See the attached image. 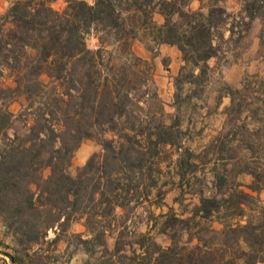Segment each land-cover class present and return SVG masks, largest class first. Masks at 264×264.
Segmentation results:
<instances>
[{
    "label": "trees",
    "instance_id": "trees-1",
    "mask_svg": "<svg viewBox=\"0 0 264 264\" xmlns=\"http://www.w3.org/2000/svg\"><path fill=\"white\" fill-rule=\"evenodd\" d=\"M9 1L0 22V227L2 237L10 238H0V253L9 259L5 264H49V246L78 218L85 219L91 240L105 247L104 236L117 229L116 207L123 209L139 192L148 199L156 186L166 146L175 147L180 181L186 184L189 172L210 163L212 192H199L189 216L168 211L153 217L152 229L163 219L158 233L169 237L166 246L140 234V251L131 262L115 264L262 262L257 252H264V218H245L244 207L254 198L251 192L262 189L264 160L252 166L247 159L239 171L252 176L249 192L231 180L228 158L214 144L218 140L211 141L208 152L214 154L207 160L204 149L183 148L178 122L155 116L163 104L154 64L133 53L131 44L145 36L151 51L161 44L176 46L183 64L174 84L179 89L188 84L190 97L207 81L211 58L238 43L255 18L264 24V0H237V13L220 0H199L196 9L189 7L191 0H64L61 10L52 6L56 0ZM89 36L96 39L95 48L88 46ZM261 86L264 94V82ZM224 93L229 114L234 89L226 85ZM17 96L24 103L14 112L9 104ZM237 134H226L222 144ZM86 138H94L101 152L92 153L73 176L68 171L73 152ZM175 225L179 228L169 232ZM49 230L55 236L46 240ZM178 231L186 234L182 243ZM115 243L114 251H121Z\"/></svg>",
    "mask_w": 264,
    "mask_h": 264
},
{
    "label": "rangeland",
    "instance_id": "rangeland-1",
    "mask_svg": "<svg viewBox=\"0 0 264 264\" xmlns=\"http://www.w3.org/2000/svg\"><path fill=\"white\" fill-rule=\"evenodd\" d=\"M206 2L207 0H202L203 4ZM219 4L234 13L240 9L237 0H220ZM9 5V0H0V22ZM64 5V0H56L52 3V6L59 10ZM200 5L199 0H191L189 3V7L193 9ZM154 19L158 23L163 21L159 13L154 14ZM87 44L95 48L97 41L93 36H89ZM148 44L151 43L145 36L143 40L134 39L131 50L136 55L150 59L154 64L152 73L154 86L163 104L161 114L155 115L156 118L165 123L178 122L182 137H185V141L182 142L183 148L198 153L204 146L205 153L206 151L208 153L204 160L211 158L214 154L211 152L213 150L210 146L211 141L218 140L214 144L216 147H221L222 154L228 158L226 163L227 169L231 172V180L240 184L239 190L249 191L246 185L251 182L252 176L239 171L247 159L252 162V166L257 165V160L259 162L264 160V94L261 86L264 82V24L262 20L255 18L248 33L238 43H232L229 51L208 61L211 69L208 72L207 81L203 86L197 87L190 97H187L188 84H183L181 89L176 88L174 84V78L182 65L180 52L168 45H160L157 51H151L146 47ZM107 48L112 49L111 46ZM41 79L46 80L47 77L42 75ZM226 85L234 89V107L229 114H226L225 108L230 104V98L222 95L225 94ZM23 103L22 97L17 96L10 102L9 107L17 112ZM152 111L159 110L153 108ZM230 132L238 133L236 138L242 142L234 139L229 144H222L224 136ZM247 144H253L254 149L248 148ZM208 149L211 151L208 152ZM100 152L101 146L94 138L84 139L73 152L68 168L69 173L75 176L77 169L92 153ZM162 155L160 172L157 173L155 180L156 186L151 189V193L149 192L148 199L141 198L142 193L139 192L137 193L139 197L132 199L123 209L116 207V219L112 222L117 229L114 227L112 232L104 236L105 247L100 240H91L93 235L86 231L85 219L78 218L71 223L67 232L63 233L58 241L49 246L48 263L115 264L119 259L131 262L132 254L140 251L137 245L140 234H147L155 242L166 246L170 242L169 237L158 233L163 219H160L156 227L152 229L153 217L168 211L179 217L189 216L193 206L198 203L199 192L209 195L212 188L208 170L210 163L203 167L198 165L194 173L189 172L187 178L190 180V185L186 184L185 179V185L181 186L173 165L177 157L175 147L166 146ZM260 171L264 174V170L260 169ZM48 172V169H44L43 175H47ZM263 184L261 181L262 189L259 192H251L253 199L247 198V205L244 207L245 218L255 221L264 218ZM237 220L244 222L241 218H236L235 221ZM210 224L220 227L217 222L210 221ZM121 225L123 229L118 232ZM175 228H179L178 225L170 227L169 232L172 233ZM1 232L0 227V238ZM77 235H80L82 239H90V242L83 243ZM54 236V231L49 230L46 240H51ZM178 236L181 243L185 241V232L178 231ZM2 238L5 242H10L8 236ZM115 242L123 246L121 251H114ZM0 248L4 247L0 244ZM257 253L263 260L257 264H264V252ZM6 262H9V259L0 253V264Z\"/></svg>",
    "mask_w": 264,
    "mask_h": 264
},
{
    "label": "crops",
    "instance_id": "crops-1",
    "mask_svg": "<svg viewBox=\"0 0 264 264\" xmlns=\"http://www.w3.org/2000/svg\"><path fill=\"white\" fill-rule=\"evenodd\" d=\"M161 45H168V44H161ZM168 46H170L171 48H174V49H176V50H178L177 48H176V46H173V45H168ZM181 57V56H180ZM181 61V63L183 64V61L182 60H180ZM183 141H185V137L183 138ZM182 141V142H183ZM204 149V146H202L200 149H199V151H198V153L199 152H201L202 150ZM173 165H174V168H175V170L177 171V175L179 176V173H178V167H177V164H176V158H175V160L173 161ZM210 173V172H209ZM211 179H212V177H211V174H210V185H211ZM179 184L182 186V185H185V182L183 181V182H181L180 181V176H179ZM187 185H190V184H187ZM183 216V215H182Z\"/></svg>",
    "mask_w": 264,
    "mask_h": 264
}]
</instances>
